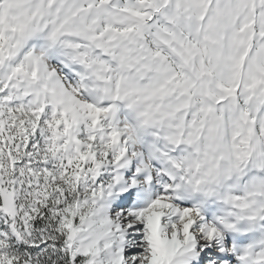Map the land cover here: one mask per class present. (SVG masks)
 <instances>
[{"label": "snow or ice", "instance_id": "snow-or-ice-1", "mask_svg": "<svg viewBox=\"0 0 264 264\" xmlns=\"http://www.w3.org/2000/svg\"><path fill=\"white\" fill-rule=\"evenodd\" d=\"M0 264H264V0H0Z\"/></svg>", "mask_w": 264, "mask_h": 264}]
</instances>
